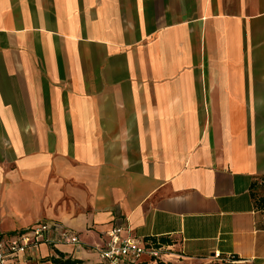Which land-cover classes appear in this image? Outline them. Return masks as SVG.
<instances>
[{"label": "crops", "instance_id": "crops-1", "mask_svg": "<svg viewBox=\"0 0 264 264\" xmlns=\"http://www.w3.org/2000/svg\"><path fill=\"white\" fill-rule=\"evenodd\" d=\"M262 175L264 0H0V235L55 219L97 264L119 216L264 264Z\"/></svg>", "mask_w": 264, "mask_h": 264}, {"label": "built area", "instance_id": "built-area-1", "mask_svg": "<svg viewBox=\"0 0 264 264\" xmlns=\"http://www.w3.org/2000/svg\"><path fill=\"white\" fill-rule=\"evenodd\" d=\"M111 226L105 233L106 240L95 245L97 264H161L165 252L177 245L175 241L165 244L157 237L138 236L119 216ZM42 244L47 245L49 254L38 258V264H69L67 261L71 256L60 248L80 246V239L75 230L58 220L37 221L15 233L0 235V264H33L27 254ZM212 258L225 263L235 262L232 256L222 257L217 251Z\"/></svg>", "mask_w": 264, "mask_h": 264}, {"label": "rangeland", "instance_id": "rangeland-1", "mask_svg": "<svg viewBox=\"0 0 264 264\" xmlns=\"http://www.w3.org/2000/svg\"><path fill=\"white\" fill-rule=\"evenodd\" d=\"M261 191L258 192L260 194ZM179 247H173L172 250H167L165 252V255L162 257V262L161 264H216L220 262L216 258H188L184 256L183 254L178 251ZM171 253V254H169ZM231 264H237L235 262H231Z\"/></svg>", "mask_w": 264, "mask_h": 264}, {"label": "trees", "instance_id": "trees-1", "mask_svg": "<svg viewBox=\"0 0 264 264\" xmlns=\"http://www.w3.org/2000/svg\"><path fill=\"white\" fill-rule=\"evenodd\" d=\"M260 179L263 181L260 185L257 183H254V185L252 186L253 189V194L257 196V205L261 208H264V175L260 176ZM261 191L260 194H258V192ZM16 231H12L11 233H15ZM232 259L233 261L237 260V256H233L232 255ZM69 264H74L76 262H78V260H70L67 261ZM216 264H231V263H225V262H218Z\"/></svg>", "mask_w": 264, "mask_h": 264}]
</instances>
